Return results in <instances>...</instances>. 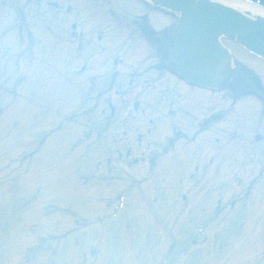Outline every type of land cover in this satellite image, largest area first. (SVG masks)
<instances>
[{
  "label": "rangeland",
  "instance_id": "1",
  "mask_svg": "<svg viewBox=\"0 0 264 264\" xmlns=\"http://www.w3.org/2000/svg\"><path fill=\"white\" fill-rule=\"evenodd\" d=\"M30 0H16V4L21 6V4H25ZM42 3L40 5H45L47 2H55L60 7L57 8L56 11L47 12L45 11L43 17L47 20H53L57 18L56 22L59 20L64 21L59 22L60 25L68 30L75 22L78 24L79 30L85 33V23L90 25V19L95 18H103L107 24L111 22V18L109 16L110 13L106 10L104 5L99 6L103 2H96L95 0H41ZM116 6V16L118 19V25L122 27L120 30V37L115 38L112 37L113 33H110V37L113 40L120 41L122 43L123 48H128L131 43H136L139 52L138 54L143 53L141 55V66L140 68H150L151 66L154 69H158V62L162 61L164 56L162 53L158 51L157 47L152 46V49H145V44L140 42V35L134 34V21L137 19V11L131 7L125 6L122 1L118 0ZM29 3V2H28ZM123 3V4H122ZM25 11L28 9L29 11H34L35 8L30 6V4L24 7ZM66 9H70L72 11L69 16L66 13ZM7 13H13L9 6L7 5L5 10L3 11ZM71 18V16H73ZM50 16V17H48ZM40 17L36 21L29 20V16L23 22L25 27V34L29 37L30 42L33 46H35L37 57H39V52L36 49L37 43V33L36 30L39 31L42 38V48L44 51V57H46L48 61V67L46 72L51 77V80H48V83L52 85L51 92L52 97L46 99V104H43V116L42 120H50V115L53 113H57L58 111L61 114L68 115L70 110V116L77 117V122L83 126L80 132L77 135L72 134L71 141L69 143L70 155L59 157L58 161L60 162L58 169L56 170V176L62 182L66 179L65 176L69 177V183L67 186H70V189L74 187V190L78 187L79 184L77 178L82 174H88L91 172L90 167L95 163L94 160H101L106 158H111L115 161V167L113 168V164L111 166L113 170V176L116 180H120L121 177L127 176L125 172L121 169V164L117 163V152H124L129 147H132L134 156H142V153L145 152L147 144L150 143L154 145L157 142H162L164 136H168L170 125L168 121L161 116L159 112V107L157 105L158 94L156 92L155 95H150L146 97V102L148 106L151 105L150 108L146 107L148 112V116L153 118L155 121V128L153 129L152 136H146L142 144H137L134 141L137 131H143L144 127L139 124L138 121H134L132 126L122 125L124 127H120V120H124V115L129 111L131 107L132 100L135 99L133 91L128 89L126 95L120 99H118V95L114 96L113 94H107L106 96L110 97L117 106V110L120 109V118L118 119V124H114L111 128V132L108 137V134H100L98 135V130L100 127H94V133H97V136L88 137L86 140L82 132H87L86 129L91 125H95L98 122H101L102 114L96 113V106L90 110V114L87 118H81V111L84 107H92L96 102L86 103L85 106H81V101L79 98V93L82 85H79L78 82H74L73 71L70 57H72L70 46L68 40L65 37L64 31H55L51 30L48 26L42 25L39 21ZM11 18V17H10ZM156 23L152 22L154 27V31H160L162 27L169 24V21H164L163 19L154 15ZM12 19V18H11ZM10 19V20H11ZM15 24L14 21H12ZM45 29H48L45 30ZM100 29V28H98ZM31 32L33 35H31ZM87 35V33H85ZM35 36V37H33ZM87 37L91 38V36L87 35ZM59 38L61 42H59ZM66 40V41H65ZM58 46V47H56ZM61 52L60 54L57 51ZM43 54V53H42ZM43 58V56H42ZM38 59V58H37ZM234 66V65H233ZM232 66V67H233ZM151 67V68H152ZM237 74V72H234ZM234 75L230 78L231 89L234 94L238 95L237 91L239 89V85L242 82V77ZM258 77V75H257ZM250 77H247L249 79ZM259 80L264 84V68H262V72L259 73ZM78 83V84H76ZM83 84V83H81ZM119 85L120 82H117ZM35 87L34 84H31ZM134 85L140 86L142 89L147 90L149 87H156L158 83L155 81V75L150 72L144 79L137 78L134 81ZM128 87V86H127ZM127 87H124L126 90ZM31 89H29L30 91ZM65 90L67 95L61 96V92ZM84 90H86V85L84 83ZM72 92V94H70ZM250 98L246 100H238V102L233 106L230 98L231 94H219L218 98L215 101H208L206 103H189L188 99L184 98L181 105L182 108L191 114L184 113L183 110L177 114L178 126L185 130V126L188 125V122H192L193 120H197L202 115L209 116L213 114L214 110L219 107L223 110H228L226 113V121L222 123L223 130L215 129L211 132V134L215 133L216 136L223 134L222 144L219 146H213L210 141L209 135H202L201 146L199 153H196L195 147L187 148L184 152H181L180 156L184 157V163L181 164L179 159L176 157H165V159L170 158L177 165L174 166L175 172H177L176 177L179 182L173 183L180 184V187H174V190L170 191L169 202L168 204H160L156 205L153 208V212L156 214L148 220L147 216L140 222L138 231L135 235H133L132 243H128V239L126 236L119 237L124 241L123 244L129 245L130 247H126L123 245L122 249L125 251L127 248L134 247V251L130 254H124L117 247L113 253L118 252L121 259H118L119 264L123 263L124 257L128 256L127 264H157L155 255H158L159 249L164 250L165 246H160L163 241L160 239V236L157 233H164L165 229L167 230V226L172 227L169 229L171 233L179 232L181 233V225L176 226L181 218V223L185 221L183 226V231L190 227V220L192 218L189 215H184L180 213L181 210L185 212L193 211L194 214L199 215L202 211L210 210L213 207L214 200L216 198L222 197L224 199V210L222 217L215 222L209 229V237L210 244L206 247L194 248L193 253L190 258L185 261V264H192L195 259L198 261L193 264H201L202 261L205 264H221L220 260L224 259L226 256H229L233 259L230 264H264V147L263 148H251L247 147L248 142L246 144H242L243 148L239 147L241 152L237 150L233 151L232 148H235V143H229L232 139L230 138V130L238 128L240 125L244 129V131H248L251 128L246 126L254 127L256 125L257 119H260V113L262 116L261 129H264V107L263 110H260V105L258 103V95H254L251 92H247ZM175 94V93H174ZM171 95V94H169ZM172 97H174L172 95ZM237 96H235L236 98ZM264 102V101H263ZM51 104V105H48ZM200 104L202 107H199ZM253 105V106H251ZM254 107L255 109H250ZM50 108V109H49ZM105 108V104L103 105ZM24 109V110H23ZM165 105L162 109L164 111ZM257 109V110H256ZM36 106L32 105L30 99H26L22 105L21 111L14 114L12 111L6 109L5 113H7L10 117L15 115V118L24 117L23 123L26 124L28 121V125L32 127L33 121L30 119V116L35 112ZM235 110L238 114L235 113ZM260 110V111H259ZM257 111V114H256ZM230 114H233V120L230 117ZM184 115V116H183ZM72 120V119H70ZM73 121V120H72ZM76 122V123H77ZM259 124V122H258ZM100 126V124H99ZM72 129L70 130L71 134ZM128 131V135L125 137L124 132ZM31 134H35L34 131H29ZM60 135L63 137L67 136V131H59ZM252 133H249L247 139L250 140ZM106 136V138L102 137ZM25 135H23V139H25ZM94 137V138H93ZM12 138V137H11ZM97 140H96V139ZM79 140L81 146H77L74 143ZM96 140V146L89 147L88 149L92 150L91 153H87L86 157H81L86 147L90 145V143ZM243 142V141H241ZM184 141H180V148ZM94 144V143H93ZM199 144V143H198ZM197 144V145H198ZM224 146L223 149H219L220 146ZM74 149H72L71 148ZM196 146V145H194ZM239 146V145H238ZM52 145H48L46 147L47 151H51ZM179 147V146H178ZM231 148V149H227ZM66 149V148H65ZM178 150V149H177ZM218 153L217 157L211 161L207 155ZM58 154V153H57ZM52 154L49 155L51 158ZM177 156V155H176ZM84 158V159H83ZM69 159V160H68ZM211 161V162H209ZM57 164V162H55ZM198 165L200 171L197 174H194V177L191 178L190 175L193 174V167ZM53 170L56 167L51 165ZM142 166V164H141ZM206 166V167H205ZM66 169V170H65ZM127 171V170H126ZM138 171V167L136 166L134 170L127 171L130 174H135ZM143 172V171H142ZM169 172V171H168ZM101 174V170L98 171V175ZM171 175V172H169ZM98 175H94L97 177ZM129 175V174H128ZM137 175V174H136ZM54 178V177H53ZM45 185L51 191L50 200H55L54 202H62L65 200V196L62 194L61 184L55 183L53 179H49L44 181ZM80 185V184H79ZM3 190L6 191L5 184L2 186ZM9 189V188H8ZM13 189V188H12ZM119 190V186L117 192ZM149 192L148 187L143 188L142 192L138 191V196L142 193L144 196ZM26 192L24 191L23 194ZM88 196V194H85ZM184 196V199H181ZM94 199H108L106 197V192L103 189V186H99L96 195L93 197ZM157 199V197H156ZM142 200V199H141ZM143 201V200H142ZM90 199H83L80 194L75 195V200L73 204H71L72 209H76L78 206L84 209L90 208ZM130 201H128L129 203ZM14 204V202H12ZM133 205L132 201L130 202ZM236 204L233 211H231V205ZM11 201L8 204V210L11 211ZM149 200L145 204V213H148L150 209ZM134 207V206H133ZM30 207H23L20 210H28ZM133 209V208H132ZM31 213V212H28ZM24 213H22V216ZM22 218V217H21ZM133 218V217H132ZM4 215L0 212V224L3 227H6L4 222ZM28 220V216L24 218L23 222ZM137 222V221H135ZM20 225H14L13 228L9 229L8 237L16 242L18 239V235L21 234L20 229H18ZM154 231L152 235L149 234L150 231ZM166 233V232H165ZM169 233V234H171ZM146 234H149L147 237ZM4 235V233H3ZM3 235L0 236V243H4L6 241L8 245V241L10 239L3 238ZM24 235V234H23ZM153 235H157V239L153 240ZM167 237V236H166ZM219 237V238H218ZM3 239V240H2ZM12 243L11 246L14 244ZM86 244L95 245L96 240L89 239L88 237L85 239ZM27 248V245L26 247ZM132 250V248H131ZM208 250H211V252ZM155 251H157L155 253ZM5 252V250L0 247V253ZM211 255V258L208 257ZM223 255L220 259L219 256ZM1 258V255H0ZM1 264V263H0ZM184 264V263H183Z\"/></svg>",
  "mask_w": 264,
  "mask_h": 264
},
{
  "label": "bare ground",
  "instance_id": "2",
  "mask_svg": "<svg viewBox=\"0 0 264 264\" xmlns=\"http://www.w3.org/2000/svg\"><path fill=\"white\" fill-rule=\"evenodd\" d=\"M218 1H221V2H223V3H226V4H228L230 7H233V8H236V9H239V10H241V11H248V10H250L251 12H252V14L253 15H264V11L263 10H261V9H258V8H256V7H254V6H252V7H248V6H246V5H244V4H242V3H240V2H238L240 5H238L237 3H235V2H232V1H227V0H218Z\"/></svg>",
  "mask_w": 264,
  "mask_h": 264
}]
</instances>
